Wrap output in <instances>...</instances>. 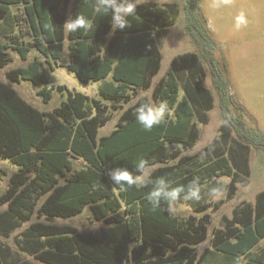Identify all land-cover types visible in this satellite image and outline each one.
<instances>
[{
  "label": "trees",
  "instance_id": "trees-1",
  "mask_svg": "<svg viewBox=\"0 0 264 264\" xmlns=\"http://www.w3.org/2000/svg\"><path fill=\"white\" fill-rule=\"evenodd\" d=\"M94 3L0 0V36L11 43L0 42V68L8 63L10 47L25 60L31 47L45 56V61L36 57L27 66L10 69L7 78L45 84L39 90L45 102L51 100L53 90L67 93V100L60 106L42 111L0 78V159L13 160L20 166L1 196V202L8 205L0 214L1 228L8 233L38 213L44 220L32 223L31 231L41 239L42 247L32 251L45 264H236L237 257L240 264H264V245L258 246L264 239L263 210L256 216L249 207L237 210L229 230L216 231L213 244L199 249L209 240L212 211L226 202L224 198L210 201L209 190L219 187L220 193L231 194L236 191L240 173L250 174L251 169L248 156L234 170L232 164L226 165V170L218 168L219 164L203 165L196 154L183 155V149L196 145L200 124L209 122L214 107L212 91L201 83L207 76L205 63L211 68L226 124L244 146L264 145V133L248 127L233 112V108L245 110L231 94L226 58L216 59L219 45L204 18L202 0H185L183 4L185 28L198 51L174 57L167 75L154 86L153 100L165 102L169 113L152 130L137 121L136 109L151 103L150 98L139 94L151 88L161 70L158 37L176 23L180 8L174 2L139 3L136 14L128 18L131 26L111 34L112 13H95ZM77 14L89 19L92 28L66 33L64 23ZM26 35L32 45L20 40ZM66 42L71 59L68 69L82 82H99L98 98L72 91L64 84H52L45 62L54 70L53 62L62 58ZM134 98L137 101L132 103ZM119 110L122 112L116 127L100 136V128ZM78 158L85 164L76 168L74 160ZM141 159L149 167L173 163L151 171L146 187L113 183L110 169L126 167L134 176L140 175L134 165ZM222 175L233 180L225 183L218 179ZM160 177L173 187L185 188L194 179L199 180L202 199L195 202L181 198L192 206V214L170 215L164 203L155 212L151 210L145 197ZM86 208L96 221L103 222L102 226L82 232L75 226L54 222L56 218L78 216ZM232 227L236 228L234 234L229 233ZM132 244L137 246L129 257ZM15 264L34 263L21 260Z\"/></svg>",
  "mask_w": 264,
  "mask_h": 264
},
{
  "label": "rangeland",
  "instance_id": "rangeland-1",
  "mask_svg": "<svg viewBox=\"0 0 264 264\" xmlns=\"http://www.w3.org/2000/svg\"><path fill=\"white\" fill-rule=\"evenodd\" d=\"M143 1H154L159 5L166 2H174L180 8V15L176 23L158 37L159 47L162 52L161 70L153 78L151 88L141 90L139 94V96H147L151 99L152 104L158 105L159 103L152 98L153 88L163 76L167 75L172 59L183 54L197 52L198 50L185 28L183 13L185 0H139V2ZM202 11L207 25L219 45V50L215 53L216 59L219 60L224 56L228 62L231 94L245 110L243 112L240 109L233 108L234 114L242 119L248 127L259 129L264 133V0H234L231 7L219 9L211 6V0H202ZM240 12L245 13L248 23L246 27L236 30L234 19ZM20 40L26 45H32L30 43L32 39L29 35L21 37ZM0 42H7L11 45L10 40L3 36H0ZM7 52L9 53V60L4 68H0V78L16 89L25 100L42 111H52L60 106L63 101L67 100L66 92L61 94L59 91L53 90L51 100L45 102L42 95L39 94V90L45 84L37 85L24 79L20 82H13L7 78V71L27 66L35 57L45 60V56L36 48L31 47L26 60L13 47H10ZM68 53L66 45L63 58L58 60V62H53L54 70H51L49 64L45 62L46 71L53 79L52 84H66L73 91H80L98 98L99 83L80 81L75 73L71 72L66 66L70 61ZM205 69L207 76L201 83L212 91L214 107L209 112V122L200 124L201 136L196 145L189 149H183V155L196 154L197 161H201L203 165L219 164L218 168L223 169L225 167L226 170H228L226 165L229 164H232L234 170L235 165H238L242 158L248 156L251 168L250 174L240 173L238 176L239 180L235 182V192L232 191L231 194L222 192L209 199L213 202L219 198L226 200L218 211H212V220L209 225L210 237L206 244H213L216 231L222 230L224 232L228 229V225L235 215L234 210L249 207L255 213L254 216L262 210L264 212V147L244 146L235 131L226 124L222 116L218 94L212 84L211 68L207 63H205ZM181 93H183V90ZM136 101L137 98H134L132 103ZM125 106L127 107L128 105ZM121 112L122 110L114 112L111 121L100 128V136L109 134L116 127ZM204 148L206 152L201 153L200 151ZM74 161L76 168H79L85 162L81 158ZM166 163L149 167L150 172L157 166ZM186 167L188 168L186 172L189 174V165ZM19 169L20 166L13 160L0 159V214L4 213L8 208L7 203L1 202V196L9 188L11 176ZM218 179L225 183H230L233 180L228 175H222ZM192 213L193 210L190 204L181 200L177 203L175 215L188 217ZM261 214L263 215V213ZM43 220L44 218L35 213L30 221L22 222L8 233L0 225V264H15L21 260H29L34 264H45L34 256L33 248L39 247L41 249L42 246L40 245L41 239L31 231L32 223ZM54 222L75 226L82 232H87L103 225V222L94 219L89 208H86L78 216L68 219L56 218ZM235 225L240 229L243 228L242 224L237 223ZM263 245L264 239L258 246ZM202 248L203 246H199L200 250Z\"/></svg>",
  "mask_w": 264,
  "mask_h": 264
},
{
  "label": "clouds",
  "instance_id": "clouds-1",
  "mask_svg": "<svg viewBox=\"0 0 264 264\" xmlns=\"http://www.w3.org/2000/svg\"><path fill=\"white\" fill-rule=\"evenodd\" d=\"M234 0H211V6L213 8H227L231 7ZM139 0H95L93 10L95 13H112L111 27L114 34L117 30H124L131 25L128 18L136 14ZM247 18L244 12H240L235 16L234 25L236 30H240L242 27L247 26ZM45 29L50 26L45 25ZM211 27V25H210ZM66 33H74L80 30H90L92 23L83 14H77L74 18H69L63 25ZM169 113L168 105L165 102H161L158 105L145 103L141 104L136 109L137 121L146 129L152 130L154 127L159 126ZM135 170L140 175H133L126 167H117L110 169L108 172L109 177L113 183L117 186H127L128 188L136 187L143 188L148 185L149 177L151 175L147 161L141 159L134 165ZM220 184V181H216ZM202 188L199 180L194 179L191 181L187 188L185 186H175L165 178H158L151 189V191L145 197L151 205V210L155 212L164 203L167 205V211L170 215L176 214V205L181 200L199 202L202 199ZM220 193L219 187H213L209 190V195L212 197L217 196ZM136 244L129 245L128 255L131 257V253L136 247ZM236 264H240V258L237 257Z\"/></svg>",
  "mask_w": 264,
  "mask_h": 264
},
{
  "label": "crops",
  "instance_id": "crops-1",
  "mask_svg": "<svg viewBox=\"0 0 264 264\" xmlns=\"http://www.w3.org/2000/svg\"><path fill=\"white\" fill-rule=\"evenodd\" d=\"M139 3H156V2H154V1H143V2H139ZM158 4V3H157ZM68 44V42L66 43V45ZM66 47V46H65ZM68 47V46H67ZM65 50V49H64ZM69 51V50H68ZM64 53V52H63ZM68 56H69V53H68ZM28 58V57H27ZM36 58V57H35ZM37 58H40V57H37ZM62 58H63V56H62ZM69 58H70V56H69ZM40 59H42V58H40ZM34 60V59H33ZM32 60V61H33ZM43 60V59H42ZM71 60V59H70ZM43 61H45V60H43ZM70 63V61L68 62V64ZM68 64L66 65L67 67H68ZM22 67H24V66H22ZM55 67V66H54ZM93 82V81H92ZM92 82H89V83H92ZM97 83H99V82H97ZM64 85H66V84H64ZM67 86V85H66ZM68 87V86H67ZM98 87H99V84H98ZM69 88V87H68ZM71 90V89H70ZM73 91V90H72ZM90 96V95H89ZM90 97H92V96H90ZM85 164V163H84ZM225 204V203H224ZM238 209H236V211H237ZM235 210H234V214H235V212H236ZM235 217V216H234ZM233 217V218H234ZM244 217V216H243ZM231 230L229 231V233H231V232H233L232 234H234V231L236 230V228H234V227H232V228H230ZM218 230V229H217ZM229 230V229H228ZM227 230V231H228ZM209 233H210V230H209ZM232 242H234L235 241V237H232V240H231ZM210 246L211 244L209 243V244H205L204 246H203V248L205 247V246ZM202 248V249H203Z\"/></svg>",
  "mask_w": 264,
  "mask_h": 264
},
{
  "label": "water",
  "instance_id": "water-1",
  "mask_svg": "<svg viewBox=\"0 0 264 264\" xmlns=\"http://www.w3.org/2000/svg\"><path fill=\"white\" fill-rule=\"evenodd\" d=\"M264 147V145H262Z\"/></svg>",
  "mask_w": 264,
  "mask_h": 264
}]
</instances>
